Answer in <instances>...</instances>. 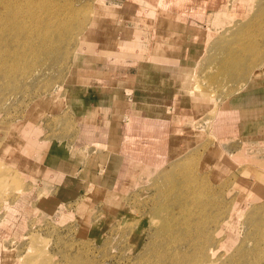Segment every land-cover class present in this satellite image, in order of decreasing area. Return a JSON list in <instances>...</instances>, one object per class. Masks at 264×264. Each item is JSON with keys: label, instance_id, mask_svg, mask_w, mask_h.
I'll return each mask as SVG.
<instances>
[{"label": "rangeland", "instance_id": "rangeland-1", "mask_svg": "<svg viewBox=\"0 0 264 264\" xmlns=\"http://www.w3.org/2000/svg\"><path fill=\"white\" fill-rule=\"evenodd\" d=\"M199 2L208 3L217 34L198 79L229 91L246 60H264V0ZM224 3L225 21L216 25ZM91 8L92 0H0V46L8 50L0 56L11 59L6 66L0 59V143L32 105L64 90ZM240 145L209 135L174 163L141 170L105 201H66L51 213L38 208L31 181L0 166V252L14 246L20 264H264V167L250 158L230 167L225 151ZM254 148L264 159V148Z\"/></svg>", "mask_w": 264, "mask_h": 264}, {"label": "crops", "instance_id": "crops-1", "mask_svg": "<svg viewBox=\"0 0 264 264\" xmlns=\"http://www.w3.org/2000/svg\"><path fill=\"white\" fill-rule=\"evenodd\" d=\"M194 1L92 0L64 90L2 134L0 166L34 184L42 211L105 201L141 170L174 163L209 135L218 145L243 142L225 151L230 167L248 158L264 167L253 155L255 144L264 148V60H246L229 91L202 86L217 31L208 3ZM226 10L224 3L212 22L223 25ZM0 253V264H20L14 246Z\"/></svg>", "mask_w": 264, "mask_h": 264}, {"label": "bare ground", "instance_id": "bare-ground-1", "mask_svg": "<svg viewBox=\"0 0 264 264\" xmlns=\"http://www.w3.org/2000/svg\"><path fill=\"white\" fill-rule=\"evenodd\" d=\"M181 2L180 3H183L182 1L183 0H180ZM189 2V1H188ZM199 7V6H198ZM203 8H204V6H203ZM6 9H7V6H6ZM186 10V9H185ZM203 10V9H202ZM7 11V10H6ZM6 11H4V12H6ZM185 12V11H184ZM195 12V11H194ZM201 12V11H200ZM8 14H9V12H8ZM2 15V14H1ZM198 15V14H197ZM3 16V15H2ZM195 17V16H194ZM6 19V18H5ZM213 19V18H212ZM1 20V19H0ZM6 21V20H5ZM1 22V21H0ZM2 23V22H1ZM0 23V35H2V33L4 32V30H5V25H3V24H1ZM7 29V28H6ZM3 31V32H2ZM24 31H26V30H24ZM6 32V31H5ZM8 32L9 31H7V34H8ZM16 32V31H15ZM18 32V31H17ZM29 32V31H28ZM9 33H11V32H9ZM23 33V32H22ZM26 33V32H25ZM14 34V33H13ZM18 34V33H17ZM15 35V34H14ZM31 35V34H30ZM33 36V35H32ZM9 37V36H8ZM2 38V37H1ZM13 38V37H12ZM11 38V39H12ZM16 38V37H15ZM24 38V37H23ZM33 38V37H32ZM1 40V39H0ZM18 39L16 38L15 39V41H17ZM25 40V39H24ZM27 41H28V39H27ZM5 42H6V40H5ZM21 42V41H20ZM18 43V42H17ZM22 44V43H21ZM30 44V43H29ZM1 45V44H0ZM16 45V44H15ZM18 45V44H17ZM25 44H23V46H24ZM9 46V45H8ZM7 46V47H8ZM29 46V45H28ZM3 47H4V45H3ZM7 47H6V49H7ZM17 48V47H16ZM19 48V52H20V47H18ZM26 48V47H25ZM3 50H5V49H2V46H0V55L2 56L4 53H7L8 54V50H6V51H3ZM17 50V49H16ZM23 50H25V49H23ZM15 51V50H14ZM10 52V51H9ZM19 52H18V54H19ZM14 53V52H13ZM17 54V53H16ZM22 54V53H21ZM20 55V54H19ZM0 56V57H1ZM5 56V55H4ZM17 56V55H16ZM19 57V56H18ZM27 57V56H26ZM1 59V62H3V65H5L6 66V64H8V62L11 60V59H7V58H0ZM16 59V58H15ZM18 59V58H17ZM25 59V58H24ZM14 60V59H13ZM13 60H12V62H13ZM21 60V59H20ZM27 61V60H26ZM0 62V63H1ZM18 62H20L19 60H18ZM11 63V62H10ZM2 64V63H1ZM12 64H14V63H12ZM19 64V63H18ZM18 67V66H17ZM8 68V67H7ZM15 68V67H14ZM18 69V68H17ZM2 70V69H1ZM4 70V69H3ZM11 71V70H10ZM6 72V71H5ZM4 75V74H3ZM15 76V75H14ZM5 77V76H4ZM16 77V76H15ZM12 79H14L13 77H12ZM5 80V79H4ZM20 191H22V190H20ZM5 204V203H4ZM8 205V204H7ZM6 205V207H8ZM3 206H5V205H3ZM5 208V207H4ZM263 214V213H262ZM261 216V215H260ZM264 216V215H263ZM7 217V216H6ZM263 219V218H262ZM8 220V219H7ZM264 221V220H263ZM260 222V221H259ZM255 223H257V222H255ZM2 226H4V225H2ZM1 226V227H2ZM1 241H2V239H1ZM213 251V249L211 248L209 251H208V253L209 252H212ZM212 255V254H211ZM211 255H208L209 256V260L210 261H212V262H216L217 260H219V258L218 259H216V260H212L211 258ZM207 261H208V259H207Z\"/></svg>", "mask_w": 264, "mask_h": 264}]
</instances>
